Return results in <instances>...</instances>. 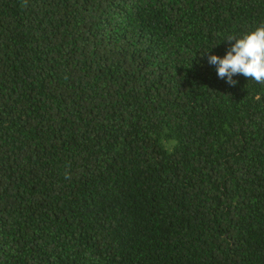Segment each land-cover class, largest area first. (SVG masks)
I'll use <instances>...</instances> for the list:
<instances>
[{
	"label": "trees",
	"instance_id": "trees-1",
	"mask_svg": "<svg viewBox=\"0 0 264 264\" xmlns=\"http://www.w3.org/2000/svg\"><path fill=\"white\" fill-rule=\"evenodd\" d=\"M264 0H0V264H264V83L207 54Z\"/></svg>",
	"mask_w": 264,
	"mask_h": 264
},
{
	"label": "clouds",
	"instance_id": "clouds-1",
	"mask_svg": "<svg viewBox=\"0 0 264 264\" xmlns=\"http://www.w3.org/2000/svg\"><path fill=\"white\" fill-rule=\"evenodd\" d=\"M229 47L223 56L207 54V63L215 66L217 76L230 86H236L237 76L264 83V26L242 37L229 36Z\"/></svg>",
	"mask_w": 264,
	"mask_h": 264
}]
</instances>
